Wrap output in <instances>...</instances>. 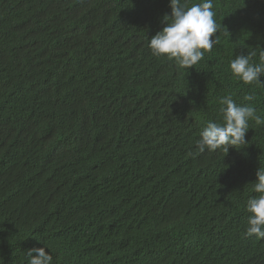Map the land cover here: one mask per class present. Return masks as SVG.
Wrapping results in <instances>:
<instances>
[{"label": "trees", "instance_id": "trees-1", "mask_svg": "<svg viewBox=\"0 0 264 264\" xmlns=\"http://www.w3.org/2000/svg\"><path fill=\"white\" fill-rule=\"evenodd\" d=\"M213 4L218 43L186 69L149 48L169 0H0V264L39 247L52 264H264L245 234L264 125L196 148L225 95L264 116V85L229 68L259 62L264 0Z\"/></svg>", "mask_w": 264, "mask_h": 264}, {"label": "clouds", "instance_id": "clouds-1", "mask_svg": "<svg viewBox=\"0 0 264 264\" xmlns=\"http://www.w3.org/2000/svg\"><path fill=\"white\" fill-rule=\"evenodd\" d=\"M190 0H169L171 15H165L163 28L151 37L149 48L155 57H166L174 60L178 68H192L205 55L211 52L218 40L212 39L218 31L214 19L213 0H201L191 3ZM165 17L170 18L165 19ZM256 53L236 55L230 61L229 68L232 75L244 84L253 83L264 85L259 77L264 75V51L259 54V62L252 61ZM245 100L253 101L254 95H246ZM219 113L223 123L209 120L200 132L196 141L199 152H214L223 149L228 152L229 146H243L246 144L245 135L250 129L249 121L256 125H264V116L257 113L251 105H238L231 95L219 99ZM252 190L260 195L250 198L246 204V211L250 213L246 235L264 239V170L258 169ZM36 253V255H33ZM28 264H52V255L44 247L28 250Z\"/></svg>", "mask_w": 264, "mask_h": 264}]
</instances>
